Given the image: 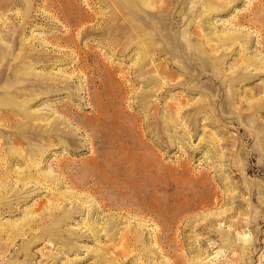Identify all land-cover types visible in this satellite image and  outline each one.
Here are the masks:
<instances>
[{
  "label": "rangeland",
  "instance_id": "374dc122",
  "mask_svg": "<svg viewBox=\"0 0 264 264\" xmlns=\"http://www.w3.org/2000/svg\"><path fill=\"white\" fill-rule=\"evenodd\" d=\"M0 264H264V0H0Z\"/></svg>",
  "mask_w": 264,
  "mask_h": 264
}]
</instances>
